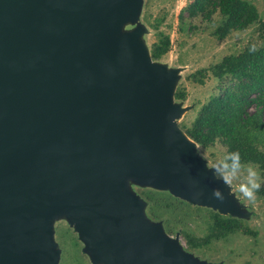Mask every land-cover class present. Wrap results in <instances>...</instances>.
<instances>
[{"label":"water","instance_id":"1","mask_svg":"<svg viewBox=\"0 0 264 264\" xmlns=\"http://www.w3.org/2000/svg\"><path fill=\"white\" fill-rule=\"evenodd\" d=\"M128 10L125 0H0V264L47 263L41 222L60 200L110 264H189L136 228L133 204L114 192L126 162L197 200L206 192L170 130V81L132 41L84 39Z\"/></svg>","mask_w":264,"mask_h":264},{"label":"rangeland","instance_id":"2","mask_svg":"<svg viewBox=\"0 0 264 264\" xmlns=\"http://www.w3.org/2000/svg\"><path fill=\"white\" fill-rule=\"evenodd\" d=\"M192 1L125 0L129 10L110 32L89 29L84 35L87 40L98 33L110 49L120 39L132 41L151 70L170 81L169 105L176 109L170 130L186 145L198 166L195 175L206 188L205 199L197 200L165 181L156 183L152 174L138 177L133 165L126 162L118 171L114 192L133 204L136 228L151 229L159 243L170 245V251L189 264H264V170L255 165L240 166L235 180L225 184L214 173L215 161L222 156L224 161L219 166L228 165L225 149L218 142L204 148L179 131L191 125L201 105L217 91L218 82L208 72L209 67L247 47H263L264 34L256 24L217 39L213 32L220 23L218 13H213L209 21L201 15L190 18L184 11L180 20L181 11ZM248 1L264 21V0ZM160 35L168 37L169 50L153 60L151 49ZM178 92L183 93L182 100L175 99ZM252 167L260 174L261 187L254 199H248L238 184L247 182V170ZM213 213L237 219L238 229L220 237L213 225ZM41 225L45 242L39 249L46 264H110L90 247L86 230L73 220L65 200L55 205Z\"/></svg>","mask_w":264,"mask_h":264},{"label":"trees","instance_id":"3","mask_svg":"<svg viewBox=\"0 0 264 264\" xmlns=\"http://www.w3.org/2000/svg\"><path fill=\"white\" fill-rule=\"evenodd\" d=\"M184 11L190 18L201 15L209 21L213 13H218L220 23L213 32L217 39L256 24L264 34V21L248 0H193L181 11L180 20ZM169 42L167 36H162L153 44L151 58L159 60L166 54ZM208 72L218 82L217 91L201 105L191 125L180 130L204 148L218 142L225 149L228 166L232 163L231 153L239 151L240 166L255 165L264 170V46L247 47L237 54L224 56ZM183 98V93L175 94L176 100ZM211 216L220 237L239 227L237 219L217 213Z\"/></svg>","mask_w":264,"mask_h":264},{"label":"clouds","instance_id":"4","mask_svg":"<svg viewBox=\"0 0 264 264\" xmlns=\"http://www.w3.org/2000/svg\"><path fill=\"white\" fill-rule=\"evenodd\" d=\"M231 159V165H225L223 168L219 165L223 164L224 156L215 161L214 173L218 174L225 184H227L229 180H235L238 174V169L240 168L239 151H233L231 153ZM256 169V167L249 168L247 170V182L238 184L239 191L248 199H254L256 191L261 187V177Z\"/></svg>","mask_w":264,"mask_h":264}]
</instances>
